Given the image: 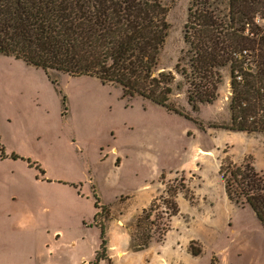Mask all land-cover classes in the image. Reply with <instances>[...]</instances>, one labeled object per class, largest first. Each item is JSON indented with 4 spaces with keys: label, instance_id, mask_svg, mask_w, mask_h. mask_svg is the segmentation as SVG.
<instances>
[{
    "label": "rangeland",
    "instance_id": "374dc122",
    "mask_svg": "<svg viewBox=\"0 0 264 264\" xmlns=\"http://www.w3.org/2000/svg\"><path fill=\"white\" fill-rule=\"evenodd\" d=\"M163 2L170 29L160 67L174 71L192 0ZM222 75L217 100L198 113L185 88L172 97L200 129L148 101L122 98L120 88L95 78L60 74L53 85L41 69L0 55V264H93L100 243L94 195L115 213L133 215L150 190L158 197L181 176L193 203L178 194L179 214L165 239L114 264H152L157 255L166 264H264V229L249 208L227 201L218 173L224 159L253 166L250 156L235 162L228 152H264V135L209 127L230 121L228 68ZM156 206L163 211L162 202ZM140 213L126 223L130 235ZM190 246L201 254L194 257Z\"/></svg>",
    "mask_w": 264,
    "mask_h": 264
},
{
    "label": "trees",
    "instance_id": "16d2710c",
    "mask_svg": "<svg viewBox=\"0 0 264 264\" xmlns=\"http://www.w3.org/2000/svg\"><path fill=\"white\" fill-rule=\"evenodd\" d=\"M167 13L163 0H0V55L41 69L53 85L60 74L95 78L120 88L122 98L148 101L200 129L201 122L172 97L185 88L187 105L198 113L200 106L217 100L222 72L228 68L230 121L209 127L264 133V0H192L183 28L184 49L174 71L160 67L170 29ZM175 75L181 77L182 88L175 84ZM218 173L227 201L249 208L264 229V175L249 162L236 165L227 159L221 160ZM177 180L178 186L155 197L136 218L131 252L165 239L171 219L179 214L178 194L193 203L185 178ZM94 198L93 223L100 243L93 264H111L110 210ZM189 250L194 257L202 252L192 246Z\"/></svg>",
    "mask_w": 264,
    "mask_h": 264
},
{
    "label": "crops",
    "instance_id": "0c3cea01",
    "mask_svg": "<svg viewBox=\"0 0 264 264\" xmlns=\"http://www.w3.org/2000/svg\"><path fill=\"white\" fill-rule=\"evenodd\" d=\"M226 132L237 133L239 135H246L250 137H256L257 135H264L263 133L248 134V133L232 132V131H226ZM258 151H259L258 149H250V150L244 151L240 158H235L234 155L230 153V151L228 152V154H230V156L233 158L235 162L242 161L245 157L250 156L253 160V167L255 168V170L263 173V170H264L263 153L264 152H258ZM154 198H155V191L154 189H152L150 190L147 196V200L145 204L141 207L139 211H137L133 215H129L124 210L121 211L118 209V211H116L115 213L112 209H109L111 221L109 222L107 226V246H108V256L112 264H114V260L122 261L124 258L128 257L131 253L135 255H139V254L147 253L152 249L153 243H151L150 246L146 250L139 251V252L129 251L130 227L128 228L126 226V223L127 221L132 220L135 217V215H137L144 208H146ZM119 254H120V257H119ZM158 258H159V255L156 256L157 261L156 259L153 260L152 264H166V262L160 261ZM100 264H104V263L101 262Z\"/></svg>",
    "mask_w": 264,
    "mask_h": 264
},
{
    "label": "built area",
    "instance_id": "2783aa9c",
    "mask_svg": "<svg viewBox=\"0 0 264 264\" xmlns=\"http://www.w3.org/2000/svg\"><path fill=\"white\" fill-rule=\"evenodd\" d=\"M239 79V78H238Z\"/></svg>",
    "mask_w": 264,
    "mask_h": 264
}]
</instances>
